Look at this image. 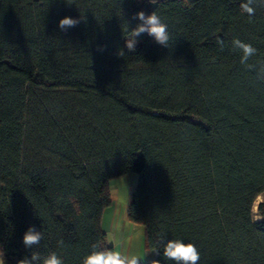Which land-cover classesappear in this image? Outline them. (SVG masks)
Returning a JSON list of instances; mask_svg holds the SVG:
<instances>
[{
	"label": "trees",
	"instance_id": "16d2710c",
	"mask_svg": "<svg viewBox=\"0 0 264 264\" xmlns=\"http://www.w3.org/2000/svg\"><path fill=\"white\" fill-rule=\"evenodd\" d=\"M0 0V252L83 264L105 246L115 178L153 259L168 240L198 264H264V0ZM153 11L168 47L144 33ZM80 20L66 31L58 22ZM82 18V19H81ZM223 40L218 44L217 39ZM257 51L247 64L233 40ZM122 52V55H119ZM35 226L43 239L25 248ZM62 241V245L58 242ZM95 246V248L93 247Z\"/></svg>",
	"mask_w": 264,
	"mask_h": 264
},
{
	"label": "clouds",
	"instance_id": "9594fccd",
	"mask_svg": "<svg viewBox=\"0 0 264 264\" xmlns=\"http://www.w3.org/2000/svg\"><path fill=\"white\" fill-rule=\"evenodd\" d=\"M151 2V0H150ZM255 0H245L240 3L239 7L249 16L255 14V8L252 6ZM82 19V18H81ZM133 19L140 21L137 26L131 30V37L125 40V48L128 51H136L138 38L141 34H148L153 37L155 42L164 47H168L169 33L168 26L162 22L161 18L153 11L146 15L143 11L134 14ZM80 23L79 19L65 16L58 22V27L66 31L68 28L75 27ZM218 44H223V40L217 39ZM233 46L241 51L240 63L251 68L248 60L256 54V49L250 44H246L239 39L233 40ZM122 55V52H119ZM258 79L264 80V65H262L257 73ZM23 244L25 248L31 249L34 245H38L43 239V234L38 231L35 226H29L23 235ZM62 245V241L58 242ZM95 248V246H93ZM163 255L176 262V264H198L200 253L193 243H184L179 239L168 240L164 244ZM138 258L122 255L119 251L104 250L92 251L86 256L83 264H138ZM0 264H6L4 253L0 252ZM17 264H64L62 258L57 256L55 252L50 253L46 257H41L37 252H31L30 257L25 256L17 261ZM152 264H160L158 260H154Z\"/></svg>",
	"mask_w": 264,
	"mask_h": 264
},
{
	"label": "crops",
	"instance_id": "0c3cea01",
	"mask_svg": "<svg viewBox=\"0 0 264 264\" xmlns=\"http://www.w3.org/2000/svg\"><path fill=\"white\" fill-rule=\"evenodd\" d=\"M137 180L136 173L128 172L111 181V204L103 211L101 227L105 233V246L122 255L135 256L143 263L153 259L156 251L146 245L144 227L127 217L130 193Z\"/></svg>",
	"mask_w": 264,
	"mask_h": 264
},
{
	"label": "rangeland",
	"instance_id": "374dc122",
	"mask_svg": "<svg viewBox=\"0 0 264 264\" xmlns=\"http://www.w3.org/2000/svg\"><path fill=\"white\" fill-rule=\"evenodd\" d=\"M261 201H264V192H261L255 199L253 208H252V215L255 220L259 219L260 216L257 212V204Z\"/></svg>",
	"mask_w": 264,
	"mask_h": 264
}]
</instances>
